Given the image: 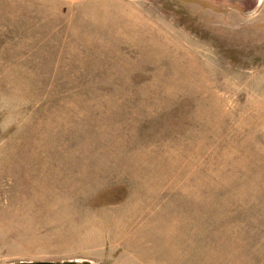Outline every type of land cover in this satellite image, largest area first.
Instances as JSON below:
<instances>
[{
	"label": "rangeland",
	"instance_id": "obj_1",
	"mask_svg": "<svg viewBox=\"0 0 264 264\" xmlns=\"http://www.w3.org/2000/svg\"><path fill=\"white\" fill-rule=\"evenodd\" d=\"M264 264V0H0V264Z\"/></svg>",
	"mask_w": 264,
	"mask_h": 264
},
{
	"label": "water",
	"instance_id": "obj_2",
	"mask_svg": "<svg viewBox=\"0 0 264 264\" xmlns=\"http://www.w3.org/2000/svg\"><path fill=\"white\" fill-rule=\"evenodd\" d=\"M29 264H33V263H29ZM35 264H77V263H75V262H67V263L39 262V263H35ZM84 264H88V263H84Z\"/></svg>",
	"mask_w": 264,
	"mask_h": 264
},
{
	"label": "flooded vegetation",
	"instance_id": "obj_3",
	"mask_svg": "<svg viewBox=\"0 0 264 264\" xmlns=\"http://www.w3.org/2000/svg\"><path fill=\"white\" fill-rule=\"evenodd\" d=\"M21 264H24V263H21ZM26 264H29V263H26Z\"/></svg>",
	"mask_w": 264,
	"mask_h": 264
}]
</instances>
